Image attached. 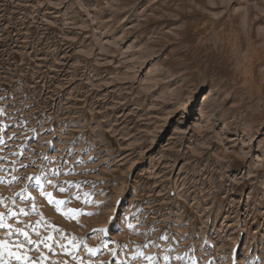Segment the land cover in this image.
Here are the masks:
<instances>
[{
    "label": "rangeland",
    "instance_id": "1",
    "mask_svg": "<svg viewBox=\"0 0 264 264\" xmlns=\"http://www.w3.org/2000/svg\"><path fill=\"white\" fill-rule=\"evenodd\" d=\"M0 109L8 264H264V0H0Z\"/></svg>",
    "mask_w": 264,
    "mask_h": 264
},
{
    "label": "snow or ice",
    "instance_id": "2",
    "mask_svg": "<svg viewBox=\"0 0 264 264\" xmlns=\"http://www.w3.org/2000/svg\"><path fill=\"white\" fill-rule=\"evenodd\" d=\"M0 113H3V109H0ZM13 179H16V177H13ZM29 179H32L31 177H29ZM37 181H39V177L36 178ZM49 184H51V181L49 180L48 181ZM65 184L68 186V187H71V186H75L77 188H79V184H75L73 185L72 182H65ZM57 190L61 193H65L67 191V187L65 186H59L57 188ZM46 195L48 196L49 198V202L50 203H54L57 205V210H62L60 208V206L62 205H65L66 203H68L69 201H65V200H54L53 196H52V193H46ZM85 195L87 196L88 194L85 193ZM71 199V198H70ZM78 210H69L70 213L72 214H75ZM20 212H24L23 209H20ZM26 214V213H25ZM12 216H15L16 213L15 212H12L11 213ZM89 215H92V213H89ZM129 228H132L133 225L129 224L128 225ZM0 228H7L9 230V236L12 235L13 233V229H12V225L8 224L7 223V219L5 217V215L3 213H0ZM100 232H105L106 230L104 229H100L99 230ZM15 232L16 233H23L24 237H25V240L28 242V243H34L33 241H31V239L28 237V234L26 232H23L22 229H15ZM48 239H51V237H49ZM161 239L163 240H168L169 238L167 236H162ZM151 243V241H150ZM158 246V245H157ZM22 247V245H17V251L16 252H13L9 246V244L7 243L6 240H2L0 239V264H8L7 260L4 259V256L5 254H7V256H15L17 259H21V255L19 253V248ZM61 247H63V245H61ZM89 251H93V249H89ZM137 255H143L142 252H138ZM135 258V257H134ZM25 260H27V257H24ZM145 259L147 260H153L154 257H151V256H148V257H145ZM164 259L167 261L169 259L168 256H165ZM176 259H181V257H176ZM193 264H195V261H193Z\"/></svg>",
    "mask_w": 264,
    "mask_h": 264
},
{
    "label": "bare ground",
    "instance_id": "3",
    "mask_svg": "<svg viewBox=\"0 0 264 264\" xmlns=\"http://www.w3.org/2000/svg\"><path fill=\"white\" fill-rule=\"evenodd\" d=\"M117 223V222H116ZM114 225V224H113ZM119 229V227L117 226V224H116V226H114L113 228H112V230H118Z\"/></svg>",
    "mask_w": 264,
    "mask_h": 264
}]
</instances>
